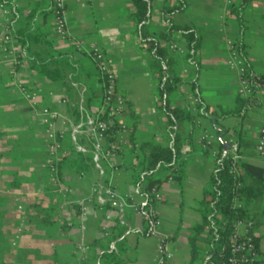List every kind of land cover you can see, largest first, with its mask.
<instances>
[{
  "label": "crops",
  "instance_id": "0c3cea01",
  "mask_svg": "<svg viewBox=\"0 0 264 264\" xmlns=\"http://www.w3.org/2000/svg\"><path fill=\"white\" fill-rule=\"evenodd\" d=\"M185 1V9L173 15V21L197 29L201 43L195 56L197 64L168 48V53L176 58L173 68L182 81L169 96L171 105L192 107L197 94L217 114L232 109L240 95L237 75L226 66L224 40L238 42L249 75L258 79L256 103L242 116L223 118L220 124L229 141L239 144L242 161L263 166L264 154L258 153L257 145L264 126V0L245 3L239 17L232 7L242 0ZM16 2V34L31 40L25 45L28 57L14 71L10 56L0 51V264H78L79 253L85 256L86 264H98L94 242L107 240L100 232L106 211L94 203H85L88 211H81V200L94 186H99L101 179L89 155L91 144L78 131L85 117L94 114L100 104L98 72L88 56L73 48L72 39L54 34L53 0ZM174 3L175 0L168 1L170 5ZM162 5L163 0H153L151 27L155 33L162 27ZM130 12V0L66 1L70 37L82 38L86 44H95L105 52L126 99V109L118 118L126 124L125 143L121 152L113 156L117 168H106L111 186L127 202L123 213L128 225V260L124 264H154L157 245L163 238L172 253L170 264H188L191 227L201 222L196 203L213 172L215 155L211 150L216 151L219 138L206 117L177 126L182 136L191 137L190 144L182 150L181 177L167 178L159 186L163 199L155 204L160 220L158 232L141 234L145 228L143 216L128 205L129 200L136 204L144 201L131 182L130 169L125 168L134 160L129 136L132 134L134 151L138 152L140 144L146 141L167 145L169 135L166 116L157 105L152 59L135 34ZM171 42L182 52L186 48V40L180 35H174ZM20 82L40 90L37 107L23 97L18 89ZM41 106L66 119L65 124L61 119L55 124L64 131L58 154L61 180L56 188L50 186L47 175L48 138L38 114ZM205 135L211 136L208 147L203 146ZM207 149L209 154L205 153ZM62 187H70L72 192L63 196ZM246 207L254 216L260 264H264V194ZM107 211L112 219L116 217V208ZM78 244L83 251H78ZM200 255L205 256L204 248Z\"/></svg>",
  "mask_w": 264,
  "mask_h": 264
},
{
  "label": "trees",
  "instance_id": "16d2710c",
  "mask_svg": "<svg viewBox=\"0 0 264 264\" xmlns=\"http://www.w3.org/2000/svg\"><path fill=\"white\" fill-rule=\"evenodd\" d=\"M168 1L163 0V5L159 11L162 27L155 33L151 27L153 0H130L131 12L129 16L134 26L135 34L141 46L146 48L152 59L150 66L155 74L157 105L165 114L168 122L169 143L162 145L153 141H146L141 143L138 152H135L133 136L130 134L129 141L131 150L134 152V160L125 165V168L130 169L131 182L144 198L143 202L137 204L145 223V228L140 233L149 235L153 219L147 212L151 190L153 187L159 188L167 178L180 179L179 165L182 164V150L184 146L189 145L191 142V137L182 136L178 132L177 126L181 123H191L200 116L206 117L210 121L216 136L218 137L222 134L223 137L217 141L218 146L214 157L213 172L203 190L202 198L196 203L197 211L201 215V222L191 227L192 233L188 237L191 255L188 264H217L229 255L234 224L239 219L254 218L246 207L247 203L260 198L264 194V166H255L241 159L233 166L231 155L228 152L223 155L224 141L229 143L231 141H229L226 130L220 124L221 119L231 116H242L243 112L254 107L258 79L251 77L247 70L251 83V94L246 97L238 96L235 106L232 109L221 111L220 114L211 111L198 98L197 94H195L197 102L192 107L189 105L190 108L188 105L187 107L172 106L169 96L182 81L174 71L173 65L176 62V58L168 53L167 44L172 41L174 35L182 36L186 40V48L182 53L179 52V56L190 63L197 64L195 56L201 43V35L194 27L176 24L173 21V15L185 9L186 1L175 0V3L171 5L168 4ZM248 1L250 0H242L239 5H233L232 12L239 17L240 9ZM53 6L54 0L51 7L52 19L54 18ZM16 38L22 45H27V40H31L29 36L24 38L17 34ZM235 43L239 54L244 57L241 44ZM99 81L101 85L100 77ZM194 83L191 82V84ZM101 95L102 85L100 101ZM101 118L106 123L102 141L103 147L111 148L114 156L122 150L114 147V142L120 129V121L118 118H110L107 115H101ZM205 153L209 154L210 151L207 149ZM89 155L92 159V152ZM61 166L60 157L58 156L55 160V167L59 182L61 180ZM46 167L49 180L47 163ZM247 179H250L249 182H247ZM102 183L106 184L107 178H103ZM50 186L56 188L58 185L50 184ZM236 199L242 201L241 207L235 206ZM114 202L107 200L99 208L105 211L109 208L117 209ZM131 202L132 200L128 201V203ZM127 231V224H120L117 216L112 219L106 242L102 243L100 240L94 242L96 249L95 260L98 264H124L127 262ZM249 234L252 236L255 248L259 254L257 264H260L261 255L258 248V238L254 234V224L249 229ZM111 243L114 244V249H110ZM201 245H203L202 247L205 251L204 257L200 255L203 249ZM83 264H86L85 261Z\"/></svg>",
  "mask_w": 264,
  "mask_h": 264
},
{
  "label": "built area",
  "instance_id": "2783aa9c",
  "mask_svg": "<svg viewBox=\"0 0 264 264\" xmlns=\"http://www.w3.org/2000/svg\"><path fill=\"white\" fill-rule=\"evenodd\" d=\"M66 1L54 0V18L53 31L54 34L62 39H72L73 48L88 56L94 63L102 85V95L100 104L92 115H87L81 125L78 126V131L90 142L92 149V161L94 168L97 170L101 183L99 186H94L86 199L81 200L80 207L83 214L88 211L85 203H94L98 207H102L107 200H112L117 203L116 216L120 224H126L123 208L127 205L122 197L111 186V182L107 176L106 168L116 169L113 162V152L111 148H104L102 141L104 138V131L106 123L101 118V115H107L110 118H119L126 109V99L120 92L118 87V79L116 73L110 67L106 58L105 52L95 44H86L82 38H71L67 27L66 16ZM232 3L233 0H227ZM18 4L16 0H0V51L7 56H10L14 67L17 68L23 64L28 57V51L25 45L18 42L16 38L15 22L19 17ZM225 46L227 49L226 66L228 69L234 71L237 75L238 88L237 92L240 96L246 97L251 94V83L247 74V65L245 57L239 54L237 45L234 40L225 38ZM167 47L171 50L182 52L178 45L174 42H169ZM18 89L23 97L33 107H37L39 103V89H31L23 83H18ZM193 102H197V98H193ZM82 109V108H81ZM38 114L41 122L45 125V133L48 138L46 146L47 158L46 163L49 167V182L51 185H60L59 179L56 175L55 160L58 158L59 151L62 148V139L64 131L57 129L55 124L57 120L61 119L63 124L66 119L60 113L51 110L47 106L39 107ZM126 131V124L120 122V129L117 133L114 147L119 149L125 143L123 133ZM260 135L257 145L259 154H264V126L260 129ZM211 144V136L204 137L203 146L208 147ZM227 152L231 155L232 165L241 159L240 147L237 142H231ZM212 154L216 151L212 149ZM264 166V164H263ZM103 178H107V183H102ZM72 192L70 187H62L61 193L63 196ZM163 196L159 188L153 187L151 190L150 204L148 206V215L151 216L152 224L150 234L154 235L158 232L160 220L155 214V204L161 202ZM128 205L136 212H140L135 202L128 203ZM235 206L241 207L242 201L236 199ZM112 221V214L106 211L104 221L100 226L102 237L107 238L110 232V223ZM254 220L252 218L239 219L233 226L231 234V245L229 255L217 264H257L259 254L255 248L252 236L249 234V229L253 226ZM78 251H83L81 244L77 245ZM110 249H114V244H110ZM172 253L167 249L164 238L158 243L156 248V259L154 264H170ZM85 256L81 253L78 255L79 264H83Z\"/></svg>",
  "mask_w": 264,
  "mask_h": 264
},
{
  "label": "water",
  "instance_id": "95a60500",
  "mask_svg": "<svg viewBox=\"0 0 264 264\" xmlns=\"http://www.w3.org/2000/svg\"><path fill=\"white\" fill-rule=\"evenodd\" d=\"M222 137H223L222 134H220V135L218 136L219 139H222ZM229 147H230V143L227 142V141H224L223 155L226 154V152H227V150L229 149Z\"/></svg>",
  "mask_w": 264,
  "mask_h": 264
},
{
  "label": "rangeland",
  "instance_id": "374dc122",
  "mask_svg": "<svg viewBox=\"0 0 264 264\" xmlns=\"http://www.w3.org/2000/svg\"><path fill=\"white\" fill-rule=\"evenodd\" d=\"M178 53H179V51H178Z\"/></svg>",
  "mask_w": 264,
  "mask_h": 264
}]
</instances>
